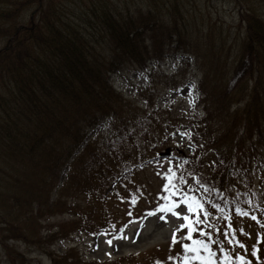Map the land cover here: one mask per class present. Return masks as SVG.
<instances>
[{"label": "trees", "instance_id": "16d2710c", "mask_svg": "<svg viewBox=\"0 0 264 264\" xmlns=\"http://www.w3.org/2000/svg\"><path fill=\"white\" fill-rule=\"evenodd\" d=\"M145 1L0 0V254L6 264H91L66 243L108 226L105 191L124 169L121 183H135L147 149L155 152L156 133L163 136L171 119L137 127L143 111L114 89L112 77L128 65L146 68L168 39L195 52L207 80L202 130L211 122L228 126L227 148L209 133L213 151L195 153L177 170L192 163L203 180L256 155L261 137L249 148L246 142L254 132L264 135V0H238L248 4L240 16L244 37L241 24L234 33L212 17L205 29L197 5L184 0ZM211 1L203 4L213 7ZM245 96L246 105L232 113ZM230 116L251 123L249 138L247 131L236 139ZM129 262L146 264L138 257Z\"/></svg>", "mask_w": 264, "mask_h": 264}, {"label": "rangeland", "instance_id": "374dc122", "mask_svg": "<svg viewBox=\"0 0 264 264\" xmlns=\"http://www.w3.org/2000/svg\"><path fill=\"white\" fill-rule=\"evenodd\" d=\"M149 1V0H148ZM145 1V2H148ZM188 5H193V8L197 5V16L201 18V21H205L204 28L210 29L212 24L207 22L208 17H212V22H217L218 25L223 24L224 27L230 28L234 33H236L241 24L240 35L244 37L245 24L240 22L241 12L243 10L242 4L238 0H213L210 4H213V7H208L203 4L204 0H184ZM201 3V4H199ZM194 10V9H193ZM193 11L189 14H185V17H190ZM171 16V15H170ZM182 14L175 13L173 17H181ZM205 17V19H204ZM203 31L202 29H200ZM206 35V33H203ZM213 42V39H211ZM179 47V44H176V47ZM181 52L178 54V61L170 62L169 65L165 66V70L168 74H172V69L180 64V60L185 58L186 61L191 62L192 59L188 56L185 57V51L187 46L178 48ZM177 50V49H176ZM175 52V50H173ZM143 76L138 75L136 71L129 68H125L121 75L115 76L114 83L117 88L124 89V92L130 96L132 87L131 83L140 84L142 83ZM167 78L164 79V85L167 86L170 83L167 82ZM169 88V86H167ZM163 91L165 88H159ZM181 91V90H180ZM180 91L173 97L175 99ZM188 88H184L181 92L183 95L179 96L178 101L182 103L189 104L190 97H187ZM165 91L161 93V102L168 99V96H164ZM167 95V93H166ZM186 95V97H184ZM164 96V97H163ZM172 97V96H171ZM170 97V98H171ZM160 102V103H161ZM159 104V98L157 100V106ZM100 129V128H99ZM166 170V167L163 169ZM171 172L167 173V177ZM162 171H144L141 173L142 188L145 189V184L148 182L151 189L156 190L153 194L154 205L157 209L145 213L139 220L130 223L125 228L122 229L120 234L115 238H109V235H97L90 237L88 239L82 238L81 245L82 248L86 251L87 256L90 258L105 259L111 256H118L126 254L129 252H138L147 254L150 258L157 255L158 259L163 264H184L185 257L184 251L182 250L184 244L193 245V240L186 238L183 244H176L173 242V234H176L180 229V225L185 221L183 220V215H189L187 204L183 202L182 205H176L174 211L180 212L182 215L177 217L170 212H161L159 210L160 205H164L167 200L164 197H170V192L165 191L164 185L158 187L159 182L157 179H160L162 176ZM168 179V178H167ZM150 192H145L143 198L148 199ZM148 205V204H147ZM149 213H155L154 215H149ZM160 216H164L165 219H159ZM111 240V244L107 241ZM194 256L196 253H191ZM200 255L204 256L202 252ZM171 257V259H169ZM200 264L201 260L198 259ZM213 264H231L225 253L217 256L216 260H212ZM2 255H0V264H2Z\"/></svg>", "mask_w": 264, "mask_h": 264}, {"label": "snow or ice", "instance_id": "6c2138e0", "mask_svg": "<svg viewBox=\"0 0 264 264\" xmlns=\"http://www.w3.org/2000/svg\"><path fill=\"white\" fill-rule=\"evenodd\" d=\"M167 178L169 179V183L164 185L165 191H168L170 193H174V192L178 191L176 186L171 183V181L173 179H175L174 174H170ZM182 195L187 197V193H182ZM164 199L168 200L169 203L164 204V205H160L159 206V210L161 212H170L173 215H175L177 217H180L182 214L180 212L174 211V209H175V207L177 205V202L176 201H172L170 199V197H164ZM190 199L192 201L191 203H189L188 199H185V201H184V203L187 204L189 212H197L198 209L199 210H203L204 209L203 204L201 202H199L197 200V198L191 197ZM238 211H240V210L238 209ZM154 214L155 213H149V215H154ZM204 214L208 215V213L206 211H204ZM182 218H183V220L185 222L189 221V216L188 215H183ZM159 219L164 220L165 217L164 216H160ZM185 226H186L185 224H181L180 228H184ZM189 229L191 230V225H189ZM205 235L210 236L211 234L210 233H205ZM225 235H227V234H225ZM172 239H173V242H175V239H176L175 238V234H173ZM189 239H192L191 235H189ZM107 242L109 244H111V240H109ZM208 243H210V241L206 243L205 241L194 240L193 244L196 245V247H190L188 244H184L183 247L186 250H189V251H191L193 253H196V255L194 257H192V259H199V260H201L202 264H213V261L210 259V257L215 256V253H213V252H211L209 250ZM241 247H243V245H241ZM201 249H203L204 251L208 252V254H209V258L208 259H206V258H204L203 256L200 255ZM221 251H223V249H221ZM255 253H256V249H255V246H253V254L255 255ZM169 259H171V257H169ZM240 259L243 260V257H241ZM157 264H161V262L158 261ZM244 264H249V262L245 261Z\"/></svg>", "mask_w": 264, "mask_h": 264}, {"label": "bare ground", "instance_id": "6f19581e", "mask_svg": "<svg viewBox=\"0 0 264 264\" xmlns=\"http://www.w3.org/2000/svg\"><path fill=\"white\" fill-rule=\"evenodd\" d=\"M247 79L249 80V86L250 87H254V76L253 75H249L247 76ZM262 91V94L264 95V89H260ZM263 102H264V97H263ZM185 111H183L182 113H184ZM205 125H208L207 123H205Z\"/></svg>", "mask_w": 264, "mask_h": 264}]
</instances>
